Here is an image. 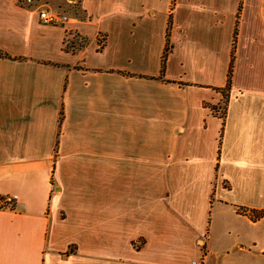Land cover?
<instances>
[{"label":"crops","instance_id":"1","mask_svg":"<svg viewBox=\"0 0 264 264\" xmlns=\"http://www.w3.org/2000/svg\"><path fill=\"white\" fill-rule=\"evenodd\" d=\"M20 1L0 0V264H264V0H36L64 24Z\"/></svg>","mask_w":264,"mask_h":264},{"label":"built area","instance_id":"2","mask_svg":"<svg viewBox=\"0 0 264 264\" xmlns=\"http://www.w3.org/2000/svg\"><path fill=\"white\" fill-rule=\"evenodd\" d=\"M20 5L26 9L37 11L38 17L41 21L46 23H59L64 24L69 21V17L64 13L60 12L57 8L48 7L43 9L44 5L37 4L36 0H21ZM101 41L98 43L101 45ZM16 195H5L0 198V204L11 205L14 203ZM190 264H203L201 260H192Z\"/></svg>","mask_w":264,"mask_h":264},{"label":"trees","instance_id":"3","mask_svg":"<svg viewBox=\"0 0 264 264\" xmlns=\"http://www.w3.org/2000/svg\"><path fill=\"white\" fill-rule=\"evenodd\" d=\"M165 46L163 49V52L161 54V58H160V79H162L163 77V73H164V67H165V62H166V57L168 55V53L171 50V46L169 44V25L166 29V34H165ZM86 39L81 38L80 40H78V45L79 47L84 46L86 44ZM233 50V49H232ZM1 56H6L3 53H0V57ZM232 62H233V51H231V59H230V63H229V67H228V71H227V77H226V84L224 86V88L222 89V94L224 96V105L226 103L227 100V94L229 92V88H230V82H231V72H232ZM224 108V107H223ZM261 215V213H257L256 215L252 216L253 219H257L259 218Z\"/></svg>","mask_w":264,"mask_h":264},{"label":"rangeland","instance_id":"4","mask_svg":"<svg viewBox=\"0 0 264 264\" xmlns=\"http://www.w3.org/2000/svg\"><path fill=\"white\" fill-rule=\"evenodd\" d=\"M66 11V10H65ZM146 45H147V43H146ZM140 47H142L143 46V44L141 43L140 45H139ZM145 51V50H144ZM146 52V51H145ZM221 107H223V105H221Z\"/></svg>","mask_w":264,"mask_h":264}]
</instances>
